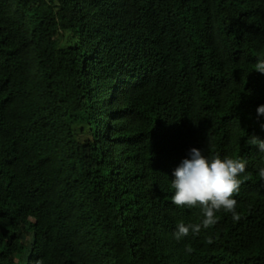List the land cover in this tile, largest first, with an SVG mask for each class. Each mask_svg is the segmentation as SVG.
Wrapping results in <instances>:
<instances>
[{
    "label": "trees",
    "instance_id": "obj_1",
    "mask_svg": "<svg viewBox=\"0 0 264 264\" xmlns=\"http://www.w3.org/2000/svg\"><path fill=\"white\" fill-rule=\"evenodd\" d=\"M258 57L264 0H0V264H264ZM193 147L246 161L241 218L177 241Z\"/></svg>",
    "mask_w": 264,
    "mask_h": 264
},
{
    "label": "clouds",
    "instance_id": "obj_2",
    "mask_svg": "<svg viewBox=\"0 0 264 264\" xmlns=\"http://www.w3.org/2000/svg\"><path fill=\"white\" fill-rule=\"evenodd\" d=\"M254 70L264 73V57H258ZM258 116L264 114V105L257 109ZM264 128V124H261ZM248 144L258 145L259 152L264 153V140L249 136ZM189 157L173 170L171 188L174 190L172 203L178 207L199 208L202 213L200 223L178 222L174 236L177 241L189 234L198 235L202 228L207 229L218 223L217 213L221 210L231 213L234 221L241 217L236 211L237 200L234 199L242 184L239 178L246 170V161L240 158L214 154L205 156L198 148H191ZM258 176L264 179V167L258 169ZM209 243L212 240L209 239ZM186 253L193 251L190 245Z\"/></svg>",
    "mask_w": 264,
    "mask_h": 264
},
{
    "label": "rangeland",
    "instance_id": "obj_3",
    "mask_svg": "<svg viewBox=\"0 0 264 264\" xmlns=\"http://www.w3.org/2000/svg\"><path fill=\"white\" fill-rule=\"evenodd\" d=\"M78 116H81V117H82V116H83V114H82V113H79V114H78Z\"/></svg>",
    "mask_w": 264,
    "mask_h": 264
}]
</instances>
